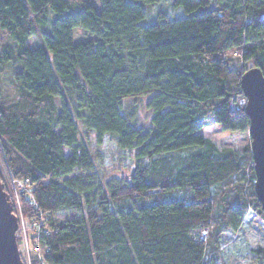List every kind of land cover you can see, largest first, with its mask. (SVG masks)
I'll return each mask as SVG.
<instances>
[{
	"label": "trees",
	"instance_id": "trees-1",
	"mask_svg": "<svg viewBox=\"0 0 264 264\" xmlns=\"http://www.w3.org/2000/svg\"><path fill=\"white\" fill-rule=\"evenodd\" d=\"M159 1L68 13L67 0H0V69L18 66L16 100L0 98V156L24 187L21 216L41 259L31 264H221V238L249 215L250 250L230 264H264L249 145L219 150L199 134L247 132L239 81L247 64L264 76V0H173L184 18L141 26L140 3ZM75 29L91 38L75 42ZM142 95L145 126L123 105ZM89 134L128 153V177L99 174Z\"/></svg>",
	"mask_w": 264,
	"mask_h": 264
},
{
	"label": "rangeland",
	"instance_id": "rangeland-1",
	"mask_svg": "<svg viewBox=\"0 0 264 264\" xmlns=\"http://www.w3.org/2000/svg\"><path fill=\"white\" fill-rule=\"evenodd\" d=\"M69 3L68 13H76L81 11L86 5H92L95 9H99V0H67ZM215 0H210V6H213ZM145 17L140 22L143 27H149L157 22V15L162 13L165 14L169 20H176L185 17V13L182 8H175L173 6V0H160L159 2L153 4L140 3ZM67 13V14H68ZM55 15H51V20L55 19ZM37 28V35H35L31 40V45L36 46L39 43L40 29ZM46 31V30H45ZM74 41H82L90 39L91 36L82 29L73 30ZM82 39V40H81ZM7 38L3 33L0 32V45L5 43ZM239 53L235 51H230L227 53V58L229 59L230 66L234 67L237 71L242 68L240 62ZM18 68L17 65H9V67H2L0 69V98L5 103H13L16 100L15 86L10 79V74L13 70ZM243 68L249 69L250 66L247 64ZM147 97L142 95L135 99H127L123 102L125 112H130L134 109L138 124L145 126L148 123L149 113L144 109L143 103L146 101ZM237 104L243 106L245 100L237 99ZM237 106V105H236ZM83 132V131H82ZM81 132V134H83ZM199 134L213 142L219 150L233 149L237 152H241L242 149L249 145V136L247 132H229L222 131L218 125L212 124L204 127L199 131ZM84 141L88 143L90 150L92 152L93 158L96 161V169L103 173L105 179H124L129 175V168L131 163L128 159V153H120L114 145L111 139H107L103 145L96 146L92 135H87V138L82 135ZM66 153V150H65ZM6 167L3 163V159L0 156V181L4 185L7 193L13 192V186L10 178L7 176ZM17 186V184H15ZM17 189V188H16ZM251 215L248 216L249 221L245 222L237 235L232 238L226 239L221 238L219 250L216 252L218 260L221 264H229V262L238 256H243L248 250H250V245L246 238V232L251 224L254 222Z\"/></svg>",
	"mask_w": 264,
	"mask_h": 264
},
{
	"label": "water",
	"instance_id": "water-1",
	"mask_svg": "<svg viewBox=\"0 0 264 264\" xmlns=\"http://www.w3.org/2000/svg\"><path fill=\"white\" fill-rule=\"evenodd\" d=\"M245 99L243 112L248 118L247 133L254 173L253 191L264 212V76L260 69L243 72L239 81ZM18 220L12 203L0 183V264H23L16 242Z\"/></svg>",
	"mask_w": 264,
	"mask_h": 264
},
{
	"label": "built area",
	"instance_id": "built-area-1",
	"mask_svg": "<svg viewBox=\"0 0 264 264\" xmlns=\"http://www.w3.org/2000/svg\"><path fill=\"white\" fill-rule=\"evenodd\" d=\"M9 178L13 186L12 188L13 192H9L7 194L12 203L13 214L16 216L18 220V230L16 232V242H17L20 258L21 257L23 258V264H31V260L34 255V256H38V260H40L41 262L40 255H39V249L36 246L31 245L29 241V237H28L29 235L27 233L26 225L21 216V206L19 203V195L24 191L23 189L24 187L22 183L15 180L11 176H9ZM15 184H17V186Z\"/></svg>",
	"mask_w": 264,
	"mask_h": 264
},
{
	"label": "crops",
	"instance_id": "crops-1",
	"mask_svg": "<svg viewBox=\"0 0 264 264\" xmlns=\"http://www.w3.org/2000/svg\"><path fill=\"white\" fill-rule=\"evenodd\" d=\"M237 257H235L234 259H232L230 262H229V264L233 261V260H235Z\"/></svg>",
	"mask_w": 264,
	"mask_h": 264
}]
</instances>
